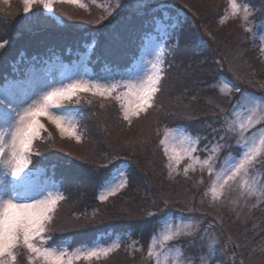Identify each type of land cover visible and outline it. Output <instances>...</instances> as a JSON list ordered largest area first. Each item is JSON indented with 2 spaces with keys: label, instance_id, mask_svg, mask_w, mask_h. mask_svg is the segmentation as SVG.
<instances>
[{
  "label": "trees",
  "instance_id": "16d2710c",
  "mask_svg": "<svg viewBox=\"0 0 264 264\" xmlns=\"http://www.w3.org/2000/svg\"><path fill=\"white\" fill-rule=\"evenodd\" d=\"M8 1L0 2V42L9 41L0 49V85L18 78L30 62L56 54L70 60L78 52H86L88 44L93 45L89 64L94 78L105 79L108 67H112L109 74L121 72L139 58L145 40L155 31L153 17L160 15L157 5H163L173 19L178 16L182 24L176 39L164 45L160 90L151 107L134 117L131 124L123 119L114 97L83 95L76 102L79 141L62 137L49 127L42 131V139L34 142L33 149L41 156L33 157V163L41 161L37 167L58 180L61 175L65 177L60 187L64 199L58 203L49 225L52 241L47 240L45 246L75 248L120 235L125 240L107 258L80 260L76 264H150L138 252L147 245L157 224V215L149 217L147 213L155 211L161 196L171 195L175 203L194 207L200 216L218 217L216 233L221 245L217 247L215 263L246 264L249 259L264 258V205L252 209L247 202L241 210L210 203L204 191L208 180L205 171L190 170L173 177L161 144L165 130L177 126L201 137L200 145L220 141L226 132L225 117L242 90L264 85V58L257 37L246 31L238 18L221 23L228 1L150 0L152 11L140 12L138 0H84V8L56 3L54 16L36 5L25 15L23 0ZM166 1L172 4L168 6ZM118 3L126 7L108 15ZM240 3L253 10L251 18L258 23L254 32H264V0ZM102 19L110 20L104 28L120 33L117 44L97 38ZM224 78L234 81L241 92L236 88L223 94L219 83ZM113 156L118 159L109 165V170L126 165L129 182L124 190L103 202L99 200L98 186L108 170L97 166L107 164ZM62 159H71L76 167L71 172L63 166L55 167ZM140 170L144 171L142 175ZM91 173L96 174V179L89 184L75 178ZM93 212L96 219L89 222ZM238 249L247 254L245 263L236 258ZM131 250L140 258L133 257Z\"/></svg>",
  "mask_w": 264,
  "mask_h": 264
},
{
  "label": "snow or ice",
  "instance_id": "6c2138e0",
  "mask_svg": "<svg viewBox=\"0 0 264 264\" xmlns=\"http://www.w3.org/2000/svg\"><path fill=\"white\" fill-rule=\"evenodd\" d=\"M56 0H23V11L28 15L32 11L35 4H39L43 9L51 15H55L54 3ZM60 3L75 4L81 8L86 7L80 0H59ZM150 0H138L137 9L142 12L145 10L152 11L149 8ZM126 5L117 4L114 9L108 12V15L113 13L118 14V10L122 11ZM156 8L160 15H154L153 19L156 22V30L162 34L163 39L157 40L156 43L163 46L168 40L176 39V34L181 29L182 24L177 16L175 19L160 5ZM231 8L235 12L237 4L231 3ZM250 13V9L245 7V20ZM33 15H36L33 13ZM264 27V25H262ZM107 30V35L103 33ZM101 35L98 39H104L111 44H117L120 40V33L115 29L99 30ZM252 31V29H246ZM178 42V41H177ZM9 41L0 42V49L6 47ZM264 51V48L261 49ZM159 59V57H157ZM143 67L142 60H137L127 70L123 72H114L106 78L116 80L109 87H102L99 84H92L83 78H76L74 82L55 86L51 82L41 80L38 77H31L27 81H12L5 82L0 85V165L6 171L0 173V264H15L17 259L14 250L18 246H23L30 253L29 260H40L42 264H73L74 261L85 260L93 261L101 257H108L112 252L119 248L118 244L111 247L91 246L84 249H77L73 253H69L67 248H56L47 245V239L50 238L49 225L52 223L56 213L58 203L64 199L61 196H53L52 191L62 186L65 177L60 176L59 180L55 175H44L42 168L37 167L41 161L33 163V157L41 156L39 151H34V142L41 140V133L45 130V125L41 122V118H47L60 131L61 135L74 137L77 141L81 139L76 134L74 127H66L64 115H57V111H66L65 102H69L79 93L91 92L93 95L112 96L120 87H126L127 92L117 94L115 99L121 102L123 109V119L132 122V118L138 117L142 110L151 107L154 95L160 90L159 85L162 79L160 68L157 64H151L154 69L153 75L149 78L148 84L137 88L132 84V80L138 78ZM119 78V79H117ZM127 81V84L123 81ZM236 91L241 92L239 88ZM135 96L136 102L133 107L131 102L127 105L125 99ZM247 105L253 108L264 109V95L254 96L241 92V98L236 102L234 107H244ZM221 111H223L221 109ZM231 115V113L229 114ZM253 124L252 117L247 119V125L243 122L239 124L240 133L243 134L246 127H251ZM225 125L228 130H234L235 121L229 123L225 117ZM174 139V138H173ZM256 134L245 141L243 145L242 158L231 155L229 149L231 145L217 144L215 150L217 152L224 151L231 158H226L224 166L219 172L215 173L214 186L211 188L212 197L215 200L220 197L226 185L230 181H237L238 177L245 176L249 172L257 153L264 150V133H261L259 145L255 142ZM199 137L197 138V142ZM164 145V151L168 154L169 161H172L177 155L176 148L169 149V136H165L161 140ZM246 149V150H244ZM197 149L190 146L184 149L185 154L198 161V157L192 154ZM70 156V154H68ZM118 158L113 156L107 164L98 165V168L108 170V174L103 177L102 183L98 186L103 189L104 194L99 195L100 201H107L110 196H115L121 189H124L128 183V173L126 170L115 166L114 170H109V165H112ZM215 157L209 156L203 160V165L212 172ZM63 166L71 172L76 166L71 159H62L55 167ZM169 168L172 167L170 163ZM186 174V173H185ZM76 179L81 180L84 184L91 183L96 179V174L78 175ZM261 194L264 195V184L259 188L256 182L249 183L245 181L242 194ZM42 197V198H41ZM169 205L167 201L155 206V211H149V217L158 214L167 215ZM80 217H77L79 219ZM96 219V213L93 212L89 222ZM181 235V232H169L163 237L165 241L173 240ZM152 243H155L153 238ZM214 241H208L206 247L211 255L213 249L211 244ZM149 257L156 255L151 248L148 252ZM205 264H211V259H208Z\"/></svg>",
  "mask_w": 264,
  "mask_h": 264
},
{
  "label": "rangeland",
  "instance_id": "374dc122",
  "mask_svg": "<svg viewBox=\"0 0 264 264\" xmlns=\"http://www.w3.org/2000/svg\"><path fill=\"white\" fill-rule=\"evenodd\" d=\"M226 1H228L229 5L226 10V14L221 18V23L225 25L231 19H237V18L240 19L245 24L246 29H252L251 32H253L254 36H256L258 41L260 42L261 49L264 48V32L259 34L254 32V29L258 25V23L254 22L251 18L253 16V10L249 8L248 5L245 6L241 4L240 0H226ZM0 2L7 4L10 1L0 0ZM80 2L84 3V0H80ZM232 2H235L237 4V9L235 12L231 8ZM56 3H60L59 0H56L54 5ZM160 3L163 4L164 1H161ZM35 5L38 6L39 8L42 7L39 4H35ZM245 7L250 9V13L247 17V20H245ZM105 20L106 19L101 20L100 25L102 26H99L100 29H105L104 28ZM156 28L157 25L155 22V31L145 40L142 54L138 59V60H142L143 67L141 69L138 78L132 80V84H134L137 88L148 84L149 78L153 75L155 71L154 69L151 68V64L153 63L157 64V67L160 68L161 70L160 75L162 76V70H163L162 67L165 58L164 57L165 47L164 45L160 46L156 43L157 40L163 39L162 34L158 32ZM92 47H93L92 44H88L87 47L85 48L86 52H82V51L78 52L77 53L78 56L73 61L70 62L64 61L61 55H56V56L49 55V57H47L45 62L40 63V65L35 67H33L35 62L29 64L27 66V69H25L24 72L20 74L18 78L9 79L6 82H12L14 80L27 81L31 77H38L41 80L51 82L55 86H60L61 84L66 85L68 83L74 82V79L76 78H83L92 84H99L102 87H109L112 83H116V80L106 78L109 75L110 69L112 67H108L109 69L105 70V72L107 73L105 75L106 76L105 79H98V78L95 79L94 78L95 74L92 72V67L88 64V59L91 60V53L93 51ZM262 53L264 58V51H262ZM157 57H159V59H157ZM123 83L127 84V81L125 80L123 81ZM219 87L223 94H229L231 90L240 88L239 86L236 85L234 81L230 79L227 80L225 78L220 81ZM256 89L261 90V94H257ZM127 90L128 89L126 87H120L117 89V92L112 94V96H105V97L115 98L117 94L127 92ZM242 92H244L245 94H251L259 97L264 95L263 93L264 85H262L259 88H255V90H251V91L244 89L242 90ZM90 94L93 95V93L91 92L79 93L77 96L73 97L71 101L65 102L66 111L56 112L57 115H64L66 117L65 126L74 127L76 130V134L78 130L77 109H79V106L76 102H79L80 101L79 99H81L83 95H90ZM94 96H100V95H94ZM129 102H131L132 106L134 107L136 102L135 96L128 97L124 101L126 105ZM118 103L120 105V111L123 115L121 102L118 101ZM234 106L233 109L230 111L231 115L227 116L229 123L235 121L234 130H228V128L226 127L225 128L226 132L222 136L220 141L215 140L214 142L210 141L209 144L200 145L199 140L201 139V137H199V140L197 142V138H198L197 136L185 130L184 127L177 126L165 130L164 132L165 134L163 135L162 140L165 138L166 135L169 136L170 152H171V148L174 147L176 148L178 155L172 161H169L168 154L165 153L164 145L162 144L163 152L165 154L167 164L168 165L170 163L172 164V167L170 168V175H172L173 177L175 176V174H179L182 172L186 173V171L188 172L190 170L205 171L208 180L204 184L205 185L204 191L206 192L205 195L209 196L210 203L216 205L228 204L233 207L232 209L240 208L242 210L245 209L248 202L250 204V208L256 209L264 205L263 204L264 195H261L259 193L253 195H248L246 193L242 194V193H243L245 181H248L249 183L255 181L257 188H259L261 184H264V150H261L260 152L257 153V156L255 157L252 166L249 168V172L247 175L238 177L237 181H230L229 185L225 186V189L220 197H217L215 200L212 197L211 188L214 186L215 173L219 172L220 169L224 166V161L226 158H231V156H228L224 151L217 152L215 150L216 145L217 144L231 145V148L229 149L230 154L235 155L238 158H242L241 150L243 149V145L245 141L251 138L253 133H255L256 134L255 142L257 145H259V140L261 139V133H264V109H261L259 107L253 108V106L251 105H247L244 107H234ZM142 113H144V110L141 111V114ZM249 116L252 117L253 124L251 127H246L245 132L241 134L239 130V124L243 122L247 125V119ZM134 117L132 118V120H134ZM41 122L45 125V129L52 127L58 131L60 136L66 138L72 137L68 135H61L59 129L53 123H51V121H49L47 118L42 117ZM190 146L196 147L197 151L194 152L192 155L198 157L199 162L193 160L192 158L188 157L185 154L184 149ZM210 155L216 158L212 172H210L208 168L204 166L202 163L203 160L207 159ZM120 168L126 170V172L128 173V168L126 167V165L125 166L122 165L120 166ZM4 171H6V169L2 165H0V173H3ZM43 171H44V175H47V171H45L44 169ZM140 172L142 175L144 171L140 170ZM59 189L60 188L54 189L52 191V195L54 197L61 196ZM124 189H121L118 193H120ZM103 194L104 191L103 189H101L99 191V195H103ZM111 197L114 196H110L108 199H110ZM164 201H167L169 205V209L167 210V215L158 214L156 216L157 224H155V226L153 227V231L150 233L147 239L148 241L147 245H145V247H143L142 249L138 250V252L141 253L142 259L145 262L146 260H148L150 264H205V262L208 259H211V264H218L214 262V260L215 261L217 260L215 257V255H217V249H218L217 247H219L218 245H221V238H219L216 233V230L219 229L218 227L220 225V223L217 220L218 217L217 216L213 217L211 215L209 216L207 214V217H209V219H207L205 216H200L199 212L194 210L195 209L194 207L187 208L179 203H175L171 195L161 196V199L159 201L160 204L162 205ZM159 202L157 203L159 204ZM207 226H209L210 228H208ZM178 230L181 232V235L179 237L174 238L173 240L170 241H165L163 239V237L167 235L170 231L175 232ZM153 238L155 240L154 244L152 243ZM234 239L236 240V238ZM47 240L52 241L51 236ZM122 240H125V238L121 237L120 235L113 236L112 238L110 236L105 239L103 238L99 239V241H97L96 244L94 245L76 246L75 248H72L71 246L69 248L68 247L65 248H67L69 253H73L77 249L82 250L86 247H91L95 245L103 246V247H111L114 244H118L120 246L122 244ZM208 241H214V243L211 244V247L213 249L211 255L208 252V247H206ZM230 243L235 244V241L230 240ZM56 248L60 249L61 247H56ZM150 248L154 253H156V255L149 257L148 252ZM14 252L17 257L15 264H42V261L38 259L35 261H30L29 260L30 253L22 245L18 246L14 250ZM114 252H112L111 254H113ZM236 252H237L236 258L237 259L239 258L242 262H244L243 260L246 259L243 258L247 257L245 250L238 249V251ZM131 255H133V257L135 258H140L138 255L137 256L135 255V252L133 250H131ZM104 258L105 257H101L100 259H104ZM76 262L77 261H74L73 264H76ZM246 264H264V258L260 259L259 261L249 259L248 263Z\"/></svg>",
  "mask_w": 264,
  "mask_h": 264
}]
</instances>
